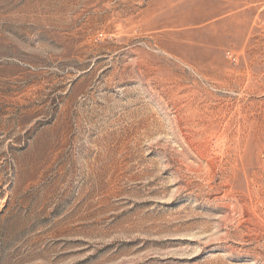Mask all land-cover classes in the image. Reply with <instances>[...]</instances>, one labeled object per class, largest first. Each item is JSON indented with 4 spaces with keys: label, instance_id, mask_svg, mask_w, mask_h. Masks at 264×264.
Segmentation results:
<instances>
[{
    "label": "rangeland",
    "instance_id": "obj_1",
    "mask_svg": "<svg viewBox=\"0 0 264 264\" xmlns=\"http://www.w3.org/2000/svg\"><path fill=\"white\" fill-rule=\"evenodd\" d=\"M0 264H264V0H0Z\"/></svg>",
    "mask_w": 264,
    "mask_h": 264
},
{
    "label": "built area",
    "instance_id": "obj_2",
    "mask_svg": "<svg viewBox=\"0 0 264 264\" xmlns=\"http://www.w3.org/2000/svg\"><path fill=\"white\" fill-rule=\"evenodd\" d=\"M226 57L228 58L229 61H231L232 63L235 62V57L230 53V52H227L226 53Z\"/></svg>",
    "mask_w": 264,
    "mask_h": 264
}]
</instances>
